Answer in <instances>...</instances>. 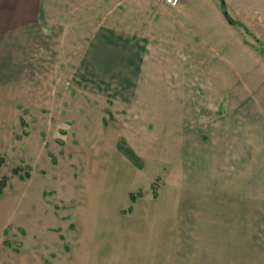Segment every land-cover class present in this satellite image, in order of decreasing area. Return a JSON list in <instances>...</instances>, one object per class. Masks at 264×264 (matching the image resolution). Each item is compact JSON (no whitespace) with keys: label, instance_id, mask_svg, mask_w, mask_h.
<instances>
[{"label":"rangeland","instance_id":"obj_1","mask_svg":"<svg viewBox=\"0 0 264 264\" xmlns=\"http://www.w3.org/2000/svg\"><path fill=\"white\" fill-rule=\"evenodd\" d=\"M224 2L238 24L225 18L221 0H181L176 7L162 0L41 1L42 24L54 38L31 46L30 92L15 94L14 118L0 121V178L5 176L7 184L0 199L14 203V214L3 227L2 242L14 250L5 252L7 261L23 264V252L31 250L47 264H70L77 232L85 228L76 218L81 211L98 233L85 247H111L100 257L139 256L119 247L123 223L132 230L137 224L128 211L129 198L122 197L123 175L112 169L136 166L143 189L150 170H164L156 160L166 152V142L143 135L137 123L149 131L152 121H181L175 101L181 91L169 98L165 91L177 79L172 83L161 73L182 70L183 64L172 58L167 67L168 55L224 45L225 52L241 59L255 56V65L264 70L255 39L264 44V0ZM139 69L155 71L154 86L165 90H149L153 97L148 88L145 94L138 91L140 78L134 73ZM122 130L128 131V140ZM134 148L154 157L145 160ZM157 180L152 179V189ZM141 188L131 192L142 195Z\"/></svg>","mask_w":264,"mask_h":264},{"label":"crops","instance_id":"obj_2","mask_svg":"<svg viewBox=\"0 0 264 264\" xmlns=\"http://www.w3.org/2000/svg\"><path fill=\"white\" fill-rule=\"evenodd\" d=\"M41 1L0 0V121L14 118L15 94L30 92V62L35 55L31 46L54 38L42 24ZM223 46L186 48L187 53L176 58L168 55L167 67L172 58L183 64L182 70L162 71L173 79L170 82L177 79L169 90L154 86L156 68L152 74L141 69L134 73L142 94L148 88L147 95L153 97L150 91L163 88L169 98L181 91L175 99L181 121L151 120L149 131L137 123L143 135L152 133L154 142H166V152L156 160L164 170H150L143 189L136 166L112 169L123 175V199L133 189L143 191L129 212L137 228L125 227V221L118 238L122 251L139 256L100 257L111 247H85L98 233L91 229L90 217L79 210L84 200L76 210L82 217L76 218L85 228L77 232L70 264H264V70L255 65V56L241 59ZM121 135L128 140V131ZM140 153L145 160L154 157L140 151L137 156ZM153 178L158 179L156 196ZM0 210V264H13L6 260L11 247L2 236L14 203L0 199ZM23 254V264H47L39 252Z\"/></svg>","mask_w":264,"mask_h":264},{"label":"trees","instance_id":"obj_3","mask_svg":"<svg viewBox=\"0 0 264 264\" xmlns=\"http://www.w3.org/2000/svg\"><path fill=\"white\" fill-rule=\"evenodd\" d=\"M221 8H222V10H223V14H224V16H225V18L228 20V21H230V23H232V24H238L236 21H233L232 19H231V17H229V15L227 14V11H226V8H225V2H224V0H221ZM256 39V41L259 43V46H260V50H261V52L264 54V44L262 43V42H260L257 38H255ZM1 164H2V157H0V167H1ZM13 173H18V170H17V168H15V169H13ZM6 186V177L5 176H1V178H0V194H2V191H3V188ZM154 188V193H153V195L154 196H156V192H155V187H153ZM141 196V193H133V192H130L129 193V200H130V202H131V205L128 207V211L130 212V211H132V204L136 201V199L138 198V197H140Z\"/></svg>","mask_w":264,"mask_h":264},{"label":"built area","instance_id":"obj_4","mask_svg":"<svg viewBox=\"0 0 264 264\" xmlns=\"http://www.w3.org/2000/svg\"><path fill=\"white\" fill-rule=\"evenodd\" d=\"M163 3L170 7H176L180 4V0H162Z\"/></svg>","mask_w":264,"mask_h":264}]
</instances>
